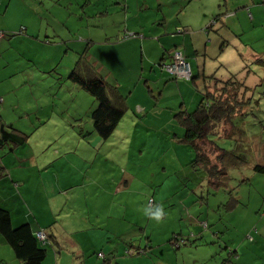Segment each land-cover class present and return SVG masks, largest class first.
I'll use <instances>...</instances> for the list:
<instances>
[{"label":"rangeland","instance_id":"obj_1","mask_svg":"<svg viewBox=\"0 0 264 264\" xmlns=\"http://www.w3.org/2000/svg\"><path fill=\"white\" fill-rule=\"evenodd\" d=\"M99 1L0 0V167L12 157L35 165L13 171L14 178L0 169V204L11 199L13 182L25 186L12 206L5 204L15 225H53L49 234L56 239L46 246L44 264H264V175L244 165L230 168L227 186L212 184L195 147L180 140L183 134L177 138V118L163 110L181 105L174 91L160 101L161 120L150 116L144 126L138 119L144 115L130 108L104 140L91 120L95 98L70 80L76 64H88L91 55L107 68L98 56L107 63V40L120 35L127 15L140 17L154 36L153 22L162 14H220L219 0ZM251 18L241 20L237 36L264 53V24L255 27ZM229 36L222 56L228 69L217 77L236 75L246 96L241 108L250 105L238 119L246 142L235 135L218 143L250 146L264 164V66L257 63L264 57L244 65L246 50ZM240 65L251 72H240ZM222 86L213 85V93L230 94ZM157 206L164 212L159 221L147 214ZM0 264H21L4 241Z\"/></svg>","mask_w":264,"mask_h":264},{"label":"crops","instance_id":"obj_2","mask_svg":"<svg viewBox=\"0 0 264 264\" xmlns=\"http://www.w3.org/2000/svg\"><path fill=\"white\" fill-rule=\"evenodd\" d=\"M103 1L104 0H100L99 3ZM219 7L222 8L223 11L221 12L222 14H226V17L222 19L221 23H217L212 27V20L214 16L217 15L214 13L162 14L160 18H156L153 22V26L157 25L158 27L155 33L156 35L154 36H149L147 28L143 25L140 17H131L127 15L124 29L123 27L119 28L120 35H117V38L115 39L114 37L111 41H109V39L107 40L106 49L110 51V58H108L107 63H105L100 56L98 57L118 81L122 95L126 96V105L128 109L133 108V111L138 116L140 114L144 115V117L138 118L140 123L144 126H148L150 116L154 118L153 121L161 120L162 108L160 101H162L166 91H174L175 102L181 101V105L176 107L172 104H168L163 107V110H170V114L173 112L175 116L179 111L185 110L191 112L196 109L201 101L202 90H204L206 84H211V80L206 78H209V76L217 77L222 67L228 69V66L222 62V56L229 47V34H234V40L235 43L239 45V50H246V52L242 54L244 65L247 63H251L252 65V61L257 59L258 56L264 57L263 52H259L253 47L245 45L242 39L237 36L241 34H237L239 29L241 31L243 30L241 20H245L247 14L252 15L251 20L253 26L263 27L264 3H262V0H219L217 9ZM128 9H131V5L128 6ZM159 10L162 11L161 6H159ZM234 20L237 21V23H235L238 24L237 27L233 26ZM178 30H184V32L179 33ZM126 32H134L132 34H135L136 37L127 40L124 39V36L127 34ZM175 50L184 52L188 61L191 63L193 71L192 81L177 82L163 71L162 64L170 61V55ZM211 51H215V56H213V58L211 57ZM158 56L159 59H157ZM208 60H214L215 62L207 66ZM218 65L219 69H217ZM244 65H240V70H242L240 72H251L248 71L249 69L246 67L244 68ZM204 79H206V82ZM200 80L203 81V84L206 83L201 90L191 84L200 82ZM186 94L192 95L191 101L185 99ZM251 150L252 149H250V151ZM251 156V163L263 164L254 158L252 152ZM1 163V171H4L6 175L10 171L12 177L13 171L18 173L19 170L26 171L35 166L29 159L18 161L14 157H12L11 160L8 159L10 165L4 163L3 160ZM44 168H47V164ZM250 169L254 172L252 166H250ZM20 181L24 182L21 179ZM24 188L25 186L18 188V183L16 184L13 182L8 194L11 199L6 200L5 203L9 202L10 206H12L11 201L17 199L19 197L17 195H21ZM5 203L4 205L0 204V206L10 210L11 207ZM262 218L264 220L263 216ZM13 223L15 225L14 219ZM32 227H34L36 231L41 230V224L39 227H36L35 224ZM47 233H49V231H47ZM3 241L4 239L0 235V243L2 244ZM4 243L6 242L4 241Z\"/></svg>","mask_w":264,"mask_h":264},{"label":"trees","instance_id":"obj_3","mask_svg":"<svg viewBox=\"0 0 264 264\" xmlns=\"http://www.w3.org/2000/svg\"><path fill=\"white\" fill-rule=\"evenodd\" d=\"M107 1L104 0L102 3L106 5ZM262 3H264V0H262ZM123 8L126 10L127 5ZM224 17H226V14L220 13L215 15L211 27L217 23H221ZM178 32L181 33L184 30H178ZM126 33L124 36L126 40L136 37L135 34H132L134 32ZM176 53L182 54L186 63L191 67V63L184 52L175 50L170 55V61L162 64L163 71L177 82L192 81L193 71L192 77L187 79L170 73L165 67L175 62ZM88 60V64L82 66L86 67L85 71L84 68L79 67L81 63L79 65L78 63L76 64L74 71L70 75V80L95 98L96 107L90 113L93 128L100 138L108 140L112 137L128 110L126 96L122 95L118 81L105 66L97 59H94L92 55ZM257 63L264 66V60H257ZM235 77L236 75L231 74L229 79L221 80L215 76H209L206 79H210L211 84H209L210 86L206 83V85L204 84L205 88L201 92V101L196 109L191 112L185 110L179 111L175 114L177 118L176 122L182 130L181 134L176 135L177 138L183 134L180 140L195 147L197 154L196 162L203 164L205 172L209 171L210 182L221 187L227 186L230 180V168H241L244 165H249L253 167L254 172L264 175V164L251 163L250 146L247 150L239 143L236 147L228 149L221 147L218 143L222 138H233L235 135H241L240 139L237 140L238 142H246L245 131L242 126L239 125L240 127H238V119H241L243 114L246 113L244 111L249 109L250 102H246L247 108H241L242 105H245L246 100L245 96H242V84ZM206 79H204L205 82ZM216 84L217 86L223 84L221 87L222 91L226 89L229 91L231 88L230 94L219 93L217 91L213 93L211 87ZM242 138H245L244 141ZM248 151L250 159L246 157ZM48 167L49 165H47ZM152 204L153 201L150 205ZM10 212L9 209L0 206V235L12 248L15 257L21 264H44L48 255L46 246L51 245L50 239H56L52 233H47V231L53 228V225L50 223L44 230L39 231H36L32 227V223L29 222L14 225ZM202 225L204 227L207 226L206 223ZM40 232L45 235L44 240L38 238L37 234ZM181 245L175 244L178 249L181 248ZM141 253L144 254L145 251H141ZM98 256L102 258V254Z\"/></svg>","mask_w":264,"mask_h":264},{"label":"built area","instance_id":"obj_4","mask_svg":"<svg viewBox=\"0 0 264 264\" xmlns=\"http://www.w3.org/2000/svg\"><path fill=\"white\" fill-rule=\"evenodd\" d=\"M165 67L170 73L177 75L180 78L190 79L192 77L191 67L188 63H186L185 58L180 53L175 54V62L173 64L171 63ZM37 236L41 240L45 239V235L41 232L38 233Z\"/></svg>","mask_w":264,"mask_h":264},{"label":"clouds","instance_id":"obj_5","mask_svg":"<svg viewBox=\"0 0 264 264\" xmlns=\"http://www.w3.org/2000/svg\"><path fill=\"white\" fill-rule=\"evenodd\" d=\"M147 214L150 215V217L152 219H155V220L159 221V220L162 219V217L164 215V212H163L162 207L157 206L156 207V211H154V212H148Z\"/></svg>","mask_w":264,"mask_h":264}]
</instances>
